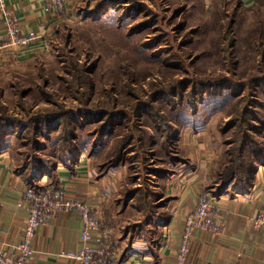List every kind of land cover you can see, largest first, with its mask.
<instances>
[{
    "label": "rangeland",
    "instance_id": "obj_1",
    "mask_svg": "<svg viewBox=\"0 0 264 264\" xmlns=\"http://www.w3.org/2000/svg\"><path fill=\"white\" fill-rule=\"evenodd\" d=\"M1 131L39 192L76 151L116 171L114 210L132 218L183 170L205 165L212 193L264 153V0H81L44 55L0 66Z\"/></svg>",
    "mask_w": 264,
    "mask_h": 264
},
{
    "label": "crops",
    "instance_id": "obj_2",
    "mask_svg": "<svg viewBox=\"0 0 264 264\" xmlns=\"http://www.w3.org/2000/svg\"><path fill=\"white\" fill-rule=\"evenodd\" d=\"M80 1L68 0L65 9L51 12L47 11L43 0H0V66L32 61L44 55L56 29L76 19ZM237 1L246 4L254 0ZM6 17L17 20L20 36L34 37L30 45L2 46ZM206 168L198 166L192 171L183 170L173 178L160 179L158 201L162 200L163 205L155 213L145 217L138 213L136 218L114 210V199L118 198L119 191L117 175L112 177L116 171L99 176L80 161L73 167L57 165L55 185L49 177L36 182L46 191L53 185L55 191L68 198L86 201L103 218L106 227L113 230L112 240L120 264H179L177 253L185 218L196 208L198 197L207 192L211 181ZM31 185L25 175L17 171L10 154L0 152V248L12 250L22 239L29 212L24 195ZM133 197L126 199L125 212L134 206ZM213 204L214 217L222 224V231L219 234L195 231L187 264H264V230L252 223V217L264 211V165L257 168L252 186L246 191H227L216 196ZM117 218L123 219V238L119 235ZM81 229L78 212H55L37 229L33 240L35 252L26 264H81L61 256L62 252L80 248Z\"/></svg>",
    "mask_w": 264,
    "mask_h": 264
},
{
    "label": "built area",
    "instance_id": "obj_3",
    "mask_svg": "<svg viewBox=\"0 0 264 264\" xmlns=\"http://www.w3.org/2000/svg\"><path fill=\"white\" fill-rule=\"evenodd\" d=\"M47 11L65 9L68 0H43ZM6 37L3 47L17 44L30 45L33 36H20L17 20L6 17ZM28 203V218L22 239L12 250L0 248V264H26L35 250L33 240L37 229L47 223L55 212H78L82 220L81 246L77 251L62 252L61 256L75 260L81 264H120L119 253L112 240L111 229L107 228L103 218L94 212L90 205L82 199H71L59 191H42L29 189L24 195ZM216 196L203 193L198 197L196 208L187 215L184 221L182 240L177 253L179 264H187L191 253L192 237L195 231H206L219 234L222 224L214 217V200ZM255 227L264 230V211L252 217Z\"/></svg>",
    "mask_w": 264,
    "mask_h": 264
},
{
    "label": "trees",
    "instance_id": "obj_4",
    "mask_svg": "<svg viewBox=\"0 0 264 264\" xmlns=\"http://www.w3.org/2000/svg\"><path fill=\"white\" fill-rule=\"evenodd\" d=\"M109 126L110 125L107 124L105 129L110 130ZM3 132L4 131H1V134H0L1 136L3 135ZM76 157H77V153L75 151L73 153V155L71 157H68V159H66V160L64 158H60L59 163H63V164L69 165L70 167H73V165L77 162ZM260 165H264V153L262 154V156H260L258 158V161L256 162V164H254V166L252 165V167L249 168L248 175H245L244 177H241L239 179L236 176V174L233 173V170H232L231 173L227 174V177H225L226 180L222 183V185H220V187L218 186V188L215 191H212V193L215 196H220L221 194L227 192L228 190L231 192H234L236 190L246 191L249 187L252 186V182H253L254 176L257 172V168ZM30 180H31V178L28 179V181H30Z\"/></svg>",
    "mask_w": 264,
    "mask_h": 264
}]
</instances>
